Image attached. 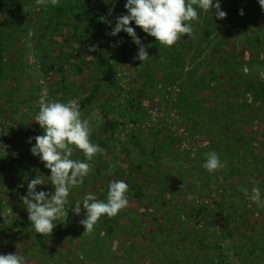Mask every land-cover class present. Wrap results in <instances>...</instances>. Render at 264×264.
<instances>
[{
  "label": "rangeland",
  "instance_id": "374dc122",
  "mask_svg": "<svg viewBox=\"0 0 264 264\" xmlns=\"http://www.w3.org/2000/svg\"><path fill=\"white\" fill-rule=\"evenodd\" d=\"M7 9L0 0V22H5L0 30V150L6 152L5 156L0 152V164L9 163L21 153L22 160L12 166L14 175L39 177L45 183L37 186L38 190H54L47 180L50 171L30 153L34 137L43 134L34 115L42 94L61 102L76 99L82 116L90 121V140L101 151L93 157L91 171L73 194H107L111 181H126L132 173L128 209L117 214L124 210L129 220L123 223L140 229L131 244L122 233L106 231L97 243L100 229L94 225L91 232H84L80 221L85 213L80 212L68 221L71 227L60 228L58 220L49 235L35 234L33 229L22 230L20 214L3 209L2 246L17 251L24 264H119L128 252L134 264H206L215 253L212 242L218 241L223 249L219 251L227 259L222 264H245L250 246L246 244L242 249L240 235L252 233L264 238V207H258L240 191L242 186L251 191L255 186L251 181L256 180L264 195V10L257 0H220V9L226 13L223 19H217L211 7L209 13L198 9L199 19L191 21V37L184 34L169 46L176 48L175 59L184 60V70L168 85L167 73L163 72L145 80L144 62L134 59L137 52L123 60L116 57V46L58 32L52 23L39 19L36 8L14 4L5 18ZM244 15L247 18L242 24ZM227 20L242 27L232 30L223 40ZM249 35L257 38L256 42H251ZM143 45L148 51L149 44ZM154 58L166 62L159 53ZM204 61H208L207 70L201 65ZM191 70L196 72L197 81L194 87L182 90L183 83H187L185 73ZM98 71L114 81L118 92L104 83L97 85ZM61 85L67 88L63 94L59 92ZM96 85L92 105L81 108V101ZM192 95L212 107L213 118L226 120L218 124L223 134L235 141L234 173L226 164L224 153L214 147L215 127L207 122L201 109L186 108L185 100ZM111 121L118 123L117 127L106 130V123ZM130 136H138L147 146L153 145L156 160L148 158L137 169L142 157L133 149ZM29 138H33L31 143ZM124 148L126 151L122 152ZM209 151H215L223 165L213 173L201 166ZM71 158L84 159L79 151H74ZM95 169L101 171L100 176L93 175ZM7 192L6 189L5 203ZM196 210L201 214L197 215ZM237 213L242 217L236 231L233 221ZM11 218L18 222L13 224ZM100 219L97 225H101ZM126 230L131 232L130 225ZM30 235L32 241L28 240ZM40 237H44L42 245ZM197 237L202 240L200 247ZM22 245L25 250L21 252ZM192 252H197L195 263L188 260Z\"/></svg>",
  "mask_w": 264,
  "mask_h": 264
},
{
  "label": "clouds",
  "instance_id": "9594fccd",
  "mask_svg": "<svg viewBox=\"0 0 264 264\" xmlns=\"http://www.w3.org/2000/svg\"><path fill=\"white\" fill-rule=\"evenodd\" d=\"M257 2L264 10V0ZM54 3L56 0H36V4L43 7ZM210 7L215 10L217 19L226 16L220 9V0H215V3L213 0H126L124 3L126 14L116 18L109 35L115 37L121 31L126 33L138 48L134 59L145 62L149 57L148 53L136 35L135 28L129 26L130 22L147 36L154 37L158 44L169 47L181 40L184 34L191 37L193 33L191 21L199 19L197 10L209 13ZM239 14L243 15V10H240ZM100 19L104 22L103 17ZM116 43L118 45L120 41ZM38 105L34 121L42 129L43 134L34 137L35 143L31 145L30 153L33 157H38L50 171L47 180L54 187V191L51 194L43 190L37 191V186L44 184L45 181L34 177L28 181L26 195L21 197V201L34 233L49 235L56 227L55 222L61 217H66L68 210L65 206L68 204L71 190L83 183L91 171L90 162L101 149L99 145L91 142L90 121L82 116L76 99L61 102L42 94ZM32 139L29 138V143ZM74 151L82 153L84 159L71 158ZM0 152L3 156L6 155L5 151ZM205 157L201 166L209 173L223 167L215 151L205 153ZM251 182L255 185L251 191L243 186L240 191L258 207H264V195L258 186L259 182L256 180ZM128 191L129 186L124 180H113L108 185L106 200H98L93 193H87L82 201H77L71 209L74 214L79 215L80 206H83L85 216L80 223L84 232H91L101 216L112 217L125 208L128 204ZM189 198L191 199V196ZM0 264H24V258L17 253L0 254Z\"/></svg>",
  "mask_w": 264,
  "mask_h": 264
},
{
  "label": "trees",
  "instance_id": "16d2710c",
  "mask_svg": "<svg viewBox=\"0 0 264 264\" xmlns=\"http://www.w3.org/2000/svg\"><path fill=\"white\" fill-rule=\"evenodd\" d=\"M2 1H4L8 7L5 18L6 16H8V14H10L11 9L13 8L14 4H19L20 6H24V5L31 6L33 8L38 9L39 19L42 18L43 21H46L50 24L52 23L55 26V29L60 33L62 32V33L73 34L76 36V38L80 40L86 39L88 40V42L89 40H91V43L94 42V39H95L96 42L100 43L99 45H101V43H104L105 45L106 43H108L110 46H116L117 47L116 57L123 59V60H127L130 57L132 52L133 53L137 52V48L135 47V44L132 42L131 38L128 37V35L124 33L123 31L118 33L117 36L115 37H112L111 35H109V33L111 32V28L114 27L115 25L116 18L120 15L126 14V9L124 8V3L126 2V0H108V2H105V0H56V3L50 4L48 7L38 6L36 4V0H2ZM253 2H255V0H253ZM110 9H111V13L109 14ZM101 17L104 18V22L101 21L100 19ZM246 18H247V15H244L241 18L242 24L244 23V21H246ZM4 24H5L4 21L0 22V30L2 29ZM129 26L135 28L136 35L140 38L142 44H145V45L149 44V50L147 51L149 57L144 62L145 68L143 69L145 80L149 78L150 76L157 74L158 72H163V73H167L166 75L168 76V82L165 83V85H168L170 83L173 84L176 79L181 77V74L184 70L183 68L184 60H182L181 58L175 59L173 57L175 55L176 48H170L171 46L167 48L165 46L158 44L155 41L154 37L147 36V34H145L139 27H136L134 23L130 22ZM225 27L226 28H225L223 40L228 37V35L230 34L232 30H234L235 28H241L242 25H240V23L239 24L235 23L232 20H227V24ZM149 39L151 40L150 43H148ZM248 39L252 40L251 42H256L257 40V38L253 39L251 35H249ZM117 41H120L118 45L116 43ZM218 45L219 43L217 42L213 46V48L216 49ZM99 47L101 48V46ZM99 47L98 49L97 48L96 49L100 50ZM213 52L215 51L213 50ZM158 53L161 56L164 55L166 62L165 61L162 62L154 58L155 56H157ZM2 58H3L2 57V44H1V39H0V77H1V70H2L1 69ZM194 60H196L195 57L193 61ZM208 61L206 62L204 61L203 63H201V65H203L206 70L208 69V66H209L207 63ZM97 67L99 69L102 67L100 62L97 63ZM154 67H156V70ZM173 67L176 70L174 71L175 73L172 71L174 70L172 69ZM262 68L264 70V66ZM176 73L177 74L179 73L178 76L173 78L172 76ZM97 74L99 75L97 79V85L98 83H104L106 86L111 87L114 92H118V89L114 85V81L107 80L106 75L101 73L100 71H98ZM195 74L196 72L193 70L187 71L185 73L187 83H186V86H185V83H183L182 90L183 89L187 90L185 87L188 88V87H191V85L194 87V84L197 81V79L195 80ZM61 81L63 83V79H61ZM97 85L93 87L92 91L88 95H86V97H84V99L81 101V108L84 106L90 107L92 105L93 101L96 98V93L98 90ZM66 89L67 88L65 86L61 85L59 92L63 94ZM224 93L229 94L226 90ZM72 94L73 96H75L76 90L72 91ZM185 103H186V108L193 106L195 111H199V109H201L202 110L201 114L207 117V122L211 123L215 127L217 135H214V147L216 146L218 151L224 153L223 158L227 160L226 164H228V166L231 167V171L232 173H234L235 167H234V162H233V155H232L233 148L232 147L235 141L233 140L231 142L230 136H225L223 134L222 127L218 124V123H226V120L218 121L216 118H213L212 107L205 105L203 100L198 99L195 95L189 96L188 100H185ZM138 108H139V105L137 106V109ZM184 114L187 115L185 112ZM106 124H107L106 130L111 127L115 128L118 125V123H116L115 121H111L110 123H106ZM21 137H23V135H21ZM129 138L132 143L133 149L138 151L140 156L142 157L140 164H137L135 166L137 169H140L141 165H144L148 158H152L153 160H156L155 159L156 153L154 152L153 145L152 147L145 145L143 141L140 138H138V136H130ZM237 139L240 141L241 136H238ZM124 150L126 151V148L122 149V152H124ZM22 158H23L22 154L19 153L17 154V157H13L9 163L0 164V211L3 209H8L10 210V213L14 214L15 212L16 214H20L23 217V219L21 220V223L24 224V229L22 228V230L25 231V230H30L32 228L30 226L31 222L28 220V214H27L26 208L23 205L20 197L25 196L27 192L28 181L32 179L33 177L30 176L26 178V177H20L18 175H14L15 173H13L14 169L12 167L15 162L19 160L21 161ZM20 166L23 167L22 165ZM160 168L162 169V167ZM95 170L96 171L94 172L93 175L100 176L99 174L101 171H98L99 169L98 170L95 169ZM228 174H231V173L229 172ZM94 178L96 179L97 177H94ZM132 179H133V175L132 173H129L128 179L125 182L128 185H130ZM6 189L8 191L7 196L9 195L8 196L9 198L7 199V203L4 202V198L6 196V193H4V191ZM74 189L75 188L71 190L68 196V204L65 206V209L68 210L67 215L65 218L61 217L59 219L60 228L65 229V228L71 227L70 226L71 223L70 224L68 223V221L71 220V218L74 215L71 207H73L77 201L83 200V197H78L73 194ZM37 191H41V189L39 190L37 189ZM53 191H54L53 189L49 190L48 193L51 194ZM106 195L107 194L103 192L98 193L96 194V198L98 200H106ZM80 207H81V212L85 213L83 206L81 205ZM125 208L128 209V206H126ZM195 212L197 215L201 214V211L199 210L198 211L196 210ZM235 216L237 219L233 221V224H234L233 226L234 228H236V231H237L238 225L240 224V219L242 216H241V213H237ZM252 216L253 215H251V217ZM11 219H12L11 222L13 224L18 222L16 220L17 218L15 219L11 218ZM126 219L128 218L124 210H122L119 215L116 214L114 218L108 217L106 215L101 216V219H100L101 225L95 224L96 226L95 229L96 230L100 229V235L97 238V243H99V239L101 238V236L103 237L106 231V233L110 232V233H115L117 235L122 233L123 236L128 237L127 240L131 244V241L133 240V238H135V234L137 230L140 229V227L139 226L135 227L134 225H131V223L130 224L123 223L125 222L124 220ZM221 219L223 220L224 218L221 217ZM236 223H237V227H236ZM129 225L131 227V232L126 230L127 226ZM10 229H11V224H10ZM127 233L128 235H126ZM18 234H21L20 231L18 232ZM240 237L242 239V242H241L242 249H245L246 244L250 246V248L247 250V255H246L247 260L245 261V264H264V245H263L264 238H262L261 236H258V237L253 236L252 233L248 235L241 234ZM30 238L32 239V235L28 237V240L32 241L33 239L31 240ZM209 238L210 237H208V240ZM39 240H40V244L42 245L44 243L43 241L44 237H40ZM26 241L27 240H25L24 243L21 242V244L24 245ZM196 241L200 247L202 240L199 237H197ZM23 245L20 248L21 252L25 250ZM32 245H34V243ZM211 249L215 251V253H214V256H210L208 258V261L206 262V264H222L224 260H227L224 257L225 254L221 252L223 249L218 246V241L212 242ZM219 249H222V250L219 251ZM216 252H218V254H216ZM15 253H17L18 255L17 251H12L9 247L7 248L3 247L0 242V254L6 255V254H15ZM191 254L192 255L188 258V260L192 263H195L196 262L195 256H197L196 255L197 252L195 253L192 252ZM235 255H237L238 258H241L239 256L241 254L236 252ZM183 262H185V260ZM161 263L162 262H160L159 264ZM119 264H134L132 261H130L129 252L127 253V255H124V258H122Z\"/></svg>",
  "mask_w": 264,
  "mask_h": 264
}]
</instances>
